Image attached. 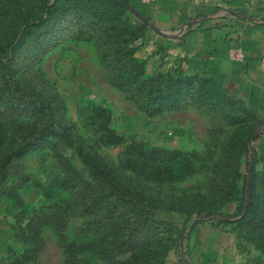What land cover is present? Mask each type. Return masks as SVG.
<instances>
[{"label":"rangeland","instance_id":"374dc122","mask_svg":"<svg viewBox=\"0 0 264 264\" xmlns=\"http://www.w3.org/2000/svg\"><path fill=\"white\" fill-rule=\"evenodd\" d=\"M128 2L167 35L115 6L130 31L101 26L104 0H0V160L46 134L0 169V264H264V115L204 86L157 109L119 84L100 57L115 35L150 74L177 65L169 34L186 29L156 0ZM46 15L45 36L13 50ZM252 129L257 186L239 219Z\"/></svg>","mask_w":264,"mask_h":264},{"label":"crops","instance_id":"0c3cea01","mask_svg":"<svg viewBox=\"0 0 264 264\" xmlns=\"http://www.w3.org/2000/svg\"><path fill=\"white\" fill-rule=\"evenodd\" d=\"M156 1L158 7L150 2V8L167 11L168 18L178 14L170 25H179L180 30L204 16L182 34H169L172 42L167 56L177 58L185 72L209 75L253 112L264 115V0ZM216 5L220 11L211 10ZM154 24L167 33L164 24ZM232 47L241 48L242 59L229 57Z\"/></svg>","mask_w":264,"mask_h":264},{"label":"trees","instance_id":"16d2710c","mask_svg":"<svg viewBox=\"0 0 264 264\" xmlns=\"http://www.w3.org/2000/svg\"><path fill=\"white\" fill-rule=\"evenodd\" d=\"M104 4L108 6V8L99 9V22L101 26H104L105 21L109 20L113 22L112 26L120 32H129L130 30L125 28L122 24V19L120 20L119 16L114 14V12H110L112 16L108 17L107 12L110 10L109 7L115 6L118 11L130 9V5L128 0H104ZM132 6V5H131ZM54 7L53 3H49L47 7V12H52V8ZM104 10V11H103ZM132 11V10H131ZM133 12V11H132ZM240 13V12H235ZM245 15L244 13H240ZM204 16H197L193 19L192 22L186 23V29H189L193 22L197 20H201ZM104 22V23H103ZM145 22V21H143ZM41 23H51V18L47 15L39 18L37 21H31L29 24L19 29L17 34L16 30L11 34L15 37V43L13 44V50L17 48V45L23 41V38L30 34L32 35L31 40L37 41L38 36H43L44 32L36 33L34 29L37 26H40ZM146 23V22H145ZM147 24V23H146ZM31 27V28H30ZM48 28L45 29L47 31ZM28 32V33H27ZM30 32V33H29ZM45 36V35H44ZM114 36V35H113ZM118 42L116 44L112 42L107 49L103 50L104 52H100L101 60L112 61L115 65L114 75L116 81L130 89V91L139 96L141 101L144 102L147 106L156 107L160 109L162 106L176 101L181 97V94L186 91L188 88H197L200 93L204 92V87H210L211 90L216 91H227V89L223 86H220L212 77L205 73L199 72H185L180 65H178V59L176 58L177 65L174 67L166 68L165 70L161 69L155 73L147 74L146 72V63L143 59H139L135 57L134 51L135 46H131L128 44V41L125 38H120L119 35L114 36ZM124 42V43H123ZM12 48V47H11ZM237 100V102H241L240 99L233 97ZM203 100V96L201 98ZM244 105V104H243ZM96 111L99 112L105 111L106 108L99 105L95 108ZM251 112V111H250ZM259 132L255 129H252L248 132L245 142H244V153L246 155L245 167L246 171L242 176V181L240 185V201H246V211L243 216L239 217L242 219L247 214L248 204L250 201V197L252 196L254 190H256V180H255V156L253 147L251 145V141L254 140L258 136ZM41 135L46 136V134L42 133L39 136L35 137V140L26 142L14 150L12 153L4 155L0 160V169L3 172L5 168V164L10 159L11 156H19L22 155L28 148H35L39 142H41ZM42 138V139H44ZM229 151L227 150L226 153ZM95 173L98 172V168H94ZM145 199L149 200V197ZM107 209L110 211L113 207V202L108 201L105 202ZM242 212V211H241ZM208 213V212H207ZM241 214V213H240ZM129 242L128 239H126ZM124 243V242H123ZM126 243V242H125ZM119 244V243H118ZM127 250V248H123Z\"/></svg>","mask_w":264,"mask_h":264},{"label":"water","instance_id":"95a60500","mask_svg":"<svg viewBox=\"0 0 264 264\" xmlns=\"http://www.w3.org/2000/svg\"><path fill=\"white\" fill-rule=\"evenodd\" d=\"M130 9L143 21L147 23V25L152 28L154 31H156L159 34H165L156 24H154L149 18H147L144 14L139 12L137 9H135L133 6L130 5ZM246 211V201L243 202V208L242 212L239 217L243 216ZM202 217V214H197L195 220L191 223V226ZM182 264H192L190 259H185Z\"/></svg>","mask_w":264,"mask_h":264},{"label":"built area","instance_id":"2783aa9c","mask_svg":"<svg viewBox=\"0 0 264 264\" xmlns=\"http://www.w3.org/2000/svg\"><path fill=\"white\" fill-rule=\"evenodd\" d=\"M228 55L231 59L240 60L243 57V52L240 47H232L229 49Z\"/></svg>","mask_w":264,"mask_h":264}]
</instances>
